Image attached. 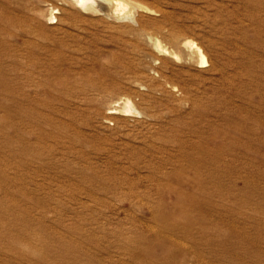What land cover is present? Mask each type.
<instances>
[{"label":"rangeland","instance_id":"rangeland-1","mask_svg":"<svg viewBox=\"0 0 264 264\" xmlns=\"http://www.w3.org/2000/svg\"><path fill=\"white\" fill-rule=\"evenodd\" d=\"M125 1L0 0V264H264V0Z\"/></svg>","mask_w":264,"mask_h":264},{"label":"bare ground","instance_id":"bare-ground-1","mask_svg":"<svg viewBox=\"0 0 264 264\" xmlns=\"http://www.w3.org/2000/svg\"><path fill=\"white\" fill-rule=\"evenodd\" d=\"M74 1L80 7L85 8V9H89L93 11H98L99 9V8L98 9L96 8L95 4L99 3L100 0H74ZM109 1H111V5L114 11H116L119 14H122L124 18H132L131 9H129L128 4L125 0H109ZM51 19H53V17ZM203 62H206V60L205 61L203 60Z\"/></svg>","mask_w":264,"mask_h":264}]
</instances>
